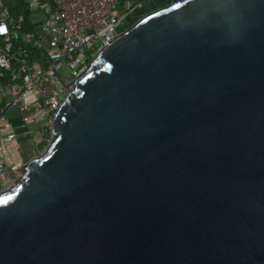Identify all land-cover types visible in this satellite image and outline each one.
<instances>
[{
	"label": "water",
	"instance_id": "water-1",
	"mask_svg": "<svg viewBox=\"0 0 264 264\" xmlns=\"http://www.w3.org/2000/svg\"><path fill=\"white\" fill-rule=\"evenodd\" d=\"M66 82L0 192V264H264V0H168Z\"/></svg>",
	"mask_w": 264,
	"mask_h": 264
},
{
	"label": "built area",
	"instance_id": "built-area-1",
	"mask_svg": "<svg viewBox=\"0 0 264 264\" xmlns=\"http://www.w3.org/2000/svg\"><path fill=\"white\" fill-rule=\"evenodd\" d=\"M51 1L54 10L38 34L25 36L26 44L44 52L42 58L33 59L27 46L19 45L12 51L13 42L20 36L21 18L12 17L0 0V128L8 120L9 110L15 108L23 126L33 123L30 136L48 133L67 94L54 70L59 73V68H67L70 77L62 78L66 82L79 75L97 52L115 39L145 0ZM30 94L33 100L25 102ZM16 136L15 132L0 131V153ZM21 174V166H7L0 160V192L11 188Z\"/></svg>",
	"mask_w": 264,
	"mask_h": 264
},
{
	"label": "crops",
	"instance_id": "crops-1",
	"mask_svg": "<svg viewBox=\"0 0 264 264\" xmlns=\"http://www.w3.org/2000/svg\"><path fill=\"white\" fill-rule=\"evenodd\" d=\"M2 2L7 6L12 17L15 16L14 18L16 19L21 18L22 22H24L23 18L26 17V23L29 26L27 27V30H31L28 32L34 35L38 34L45 18L54 10V5L51 0H2ZM168 2V0H145L141 3L140 7H137L131 13L128 20L135 21L136 18H139ZM120 7H122V2ZM26 33L27 32H24V35ZM2 89L3 82L0 80V90ZM4 99L5 98H3V100ZM32 100L33 95L30 94L25 102H31ZM33 128L34 125L32 122L25 126L22 125L17 109L13 108L9 110L8 120L1 126L0 131L2 133L15 132L17 136L15 140L7 144L0 153V160L4 161L7 166H20V164H23L30 158L31 154L26 149L28 146L30 147V138H34L38 141L37 135L30 136L28 133L29 130Z\"/></svg>",
	"mask_w": 264,
	"mask_h": 264
},
{
	"label": "trees",
	"instance_id": "trees-1",
	"mask_svg": "<svg viewBox=\"0 0 264 264\" xmlns=\"http://www.w3.org/2000/svg\"><path fill=\"white\" fill-rule=\"evenodd\" d=\"M19 8H20V7H19ZM19 8H18V9H19ZM13 17H15V16H13ZM139 18H140V17H139ZM139 18H136V20L139 19ZM136 20H135V21H136ZM23 21H24V22H22V21L20 22V29H19L20 36H19V39L15 40V41L13 42L12 51H13L14 49H16L19 45H21V46L24 45V46H27V47H28L27 52H28V55H29L31 58H33V59H39V58H42L43 55H44V52H43L42 49L34 48V47H32V46H30V45H28V44L25 43V36H26V34H29V32H30L31 30H27V27H29V26H28V24L26 23V22H27V21H26V17L23 18ZM135 21L127 20L125 26L122 27L121 29L123 30V29L129 27V26H130L131 24H133ZM28 31H29V32H28ZM24 32H27V33L24 35ZM35 35H36V34H35ZM45 64H46V63H45ZM45 64H44V65H45ZM42 65H43V64H42ZM4 79H5V78H4ZM40 141H42V142L44 143V145L47 144V139H46V140L42 139V140H40Z\"/></svg>",
	"mask_w": 264,
	"mask_h": 264
},
{
	"label": "rangeland",
	"instance_id": "rangeland-1",
	"mask_svg": "<svg viewBox=\"0 0 264 264\" xmlns=\"http://www.w3.org/2000/svg\"><path fill=\"white\" fill-rule=\"evenodd\" d=\"M42 64L44 65L45 63L42 62ZM59 74L64 80H66L70 77V75L67 72V68H59ZM37 136H38V139H37L38 141H36L34 138H30V147L28 146L26 148L28 150V152L31 154L30 158H32V157H34V156H36L39 153L44 151V149L46 148V145H44V143L40 140H42V139L46 140L47 139V142H48L50 134L48 132L44 136H39V135H37ZM20 166H22V164H20Z\"/></svg>",
	"mask_w": 264,
	"mask_h": 264
},
{
	"label": "snow or ice",
	"instance_id": "snow-or-ice-1",
	"mask_svg": "<svg viewBox=\"0 0 264 264\" xmlns=\"http://www.w3.org/2000/svg\"><path fill=\"white\" fill-rule=\"evenodd\" d=\"M0 202H2V201H0Z\"/></svg>",
	"mask_w": 264,
	"mask_h": 264
}]
</instances>
